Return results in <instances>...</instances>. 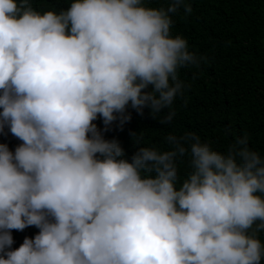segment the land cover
<instances>
[{"label":"clouds","instance_id":"9594fccd","mask_svg":"<svg viewBox=\"0 0 264 264\" xmlns=\"http://www.w3.org/2000/svg\"><path fill=\"white\" fill-rule=\"evenodd\" d=\"M192 10L0 0V132L22 141L0 143V264H264V154L246 133L220 149L170 132L129 161L94 123L122 127L130 104L171 124L180 70L203 59L172 32Z\"/></svg>","mask_w":264,"mask_h":264},{"label":"trees","instance_id":"16d2710c","mask_svg":"<svg viewBox=\"0 0 264 264\" xmlns=\"http://www.w3.org/2000/svg\"><path fill=\"white\" fill-rule=\"evenodd\" d=\"M70 0H34L47 9L66 8ZM165 0H150L153 6ZM191 14L174 18L173 35L184 36L190 51L203 57L198 67L180 70L185 82L182 95L173 103L176 112L171 124L144 108L143 114L129 104L131 119L121 127L119 120L107 126L98 117L94 123L106 139H118L131 161L141 146H168L164 137L170 132L177 135L191 131L213 147L225 149L237 136L245 133L249 144L264 154V0H189ZM137 133L133 137V134ZM133 138V139H132ZM0 143L14 151L22 143L6 126L0 132ZM184 177L186 163L180 166ZM13 249L19 248L25 237L39 232L35 226L23 231L11 230Z\"/></svg>","mask_w":264,"mask_h":264}]
</instances>
